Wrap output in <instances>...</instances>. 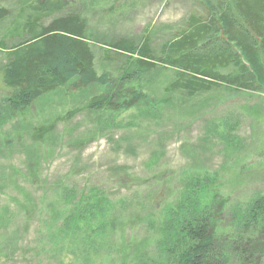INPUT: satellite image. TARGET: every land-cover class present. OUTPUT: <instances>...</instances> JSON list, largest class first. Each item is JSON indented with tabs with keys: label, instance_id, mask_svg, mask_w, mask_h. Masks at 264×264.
Returning a JSON list of instances; mask_svg holds the SVG:
<instances>
[{
	"label": "trees",
	"instance_id": "obj_1",
	"mask_svg": "<svg viewBox=\"0 0 264 264\" xmlns=\"http://www.w3.org/2000/svg\"><path fill=\"white\" fill-rule=\"evenodd\" d=\"M119 1L88 0V5L113 15ZM72 8V0H19L14 11L0 6V26L6 24L0 30V121L20 128L0 130V156L6 160L0 161V193L6 198L0 205V264H15L19 235L35 222L41 237L35 249L44 255L52 251L56 264L99 260L101 245L111 240L118 245L120 264H155L146 256L148 244L117 220L125 199L113 200L91 183L76 185L68 174L44 176L43 142L61 121L81 112L92 113L102 126L109 118L113 122L116 115L149 105L144 81L155 72V84L166 97L189 101L214 93L264 95V0H216L203 14H190L158 50L148 34L140 43L104 42L102 60L121 59L115 76L98 74L95 42L86 20ZM96 86L104 92L81 108L29 127L27 115L42 98L67 87L84 91ZM230 125L221 121L203 139L223 144L229 162L220 170L186 169L175 176L160 171L146 182L156 189L173 179L180 185L173 197L157 203L159 212H151L161 264H264V193L253 191L233 202V192L224 193L223 176L230 170L236 185L249 184L264 168V144L250 158H241L247 145ZM18 148L26 154L23 167L14 163ZM118 223L124 230L115 237Z\"/></svg>",
	"mask_w": 264,
	"mask_h": 264
},
{
	"label": "rangeland",
	"instance_id": "obj_2",
	"mask_svg": "<svg viewBox=\"0 0 264 264\" xmlns=\"http://www.w3.org/2000/svg\"><path fill=\"white\" fill-rule=\"evenodd\" d=\"M18 1L0 0V6L14 11ZM72 1V11L86 20L89 38L95 42L98 74L109 72L113 76L121 59L114 60V63L103 61L101 49L106 46L104 42L129 39L140 43L143 35L148 34L153 47L158 50L190 14H203L205 7L216 5V0H120L114 8L115 13L109 15L105 10L93 11L88 0ZM5 25H1L0 30ZM2 60L0 53V64ZM156 78L158 74L155 72L153 78L144 81L151 93L149 105L116 115L113 122L109 118L107 124L98 126L95 115L89 112L61 121L43 142L47 148V161L42 166V173L52 179L68 174L76 185L91 183L108 192L113 200L125 199L116 215L118 222L131 226L134 236L144 246L148 244L146 256L155 264H161L151 212H159L160 209L155 207L157 203L173 197L180 185L177 179H173L164 188L156 189L146 182L160 171L175 176L186 169L220 170L225 162H229L222 152L220 145L223 144L214 140L204 142L203 139L206 131L221 121L230 123V129L245 141L247 151L240 157L250 158L251 153L264 144V95L214 93L188 101L164 96L155 84ZM102 92L104 89L97 86L84 91L70 87L62 89L35 103L27 115V123L29 127L49 123L81 108L93 95ZM164 100L170 103L166 105ZM3 123L5 121H0V130L20 129L15 122L4 126ZM25 160L26 154L18 148L14 163L23 167ZM0 161L6 162L2 156ZM223 176L226 181L224 193L232 191L233 202L246 199L253 191L264 193L263 167L248 180L249 184L243 182L246 185H236L230 170ZM5 199L0 193V205H4ZM223 219L230 221L228 215ZM119 223L115 226V237L124 230V224ZM19 236L21 248L18 247L14 254L15 264L58 263L52 251L44 255L35 249L39 236L37 222L23 229ZM101 246L103 248L97 250L102 253L99 260H81L77 264L121 263L115 240Z\"/></svg>",
	"mask_w": 264,
	"mask_h": 264
}]
</instances>
